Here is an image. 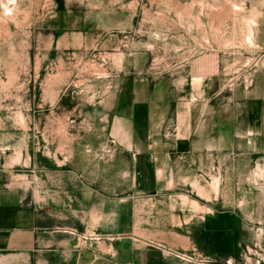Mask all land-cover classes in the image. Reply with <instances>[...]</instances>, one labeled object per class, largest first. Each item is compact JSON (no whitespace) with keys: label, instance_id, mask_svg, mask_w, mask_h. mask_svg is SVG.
<instances>
[{"label":"rangeland","instance_id":"374dc122","mask_svg":"<svg viewBox=\"0 0 264 264\" xmlns=\"http://www.w3.org/2000/svg\"><path fill=\"white\" fill-rule=\"evenodd\" d=\"M261 71L264 0H0V187L97 242L230 210L233 264H264V154L180 144L187 123L207 142Z\"/></svg>","mask_w":264,"mask_h":264},{"label":"crops","instance_id":"0c3cea01","mask_svg":"<svg viewBox=\"0 0 264 264\" xmlns=\"http://www.w3.org/2000/svg\"><path fill=\"white\" fill-rule=\"evenodd\" d=\"M235 97L225 116L216 115V120L211 116L215 124L207 142L191 139L193 126L187 123L180 144L229 149L242 141V146L252 149L251 154H264V71ZM139 159L143 169H136L137 176L158 183L153 158ZM187 225L182 238L114 233L97 242L76 237L58 210L28 202L19 192L0 187V264H233L245 239L238 215L217 210L194 216Z\"/></svg>","mask_w":264,"mask_h":264},{"label":"bare ground","instance_id":"6f19581e","mask_svg":"<svg viewBox=\"0 0 264 264\" xmlns=\"http://www.w3.org/2000/svg\"><path fill=\"white\" fill-rule=\"evenodd\" d=\"M252 36H250L248 39H249V41H252V38H251Z\"/></svg>","mask_w":264,"mask_h":264}]
</instances>
